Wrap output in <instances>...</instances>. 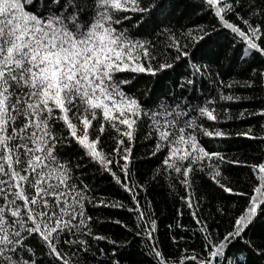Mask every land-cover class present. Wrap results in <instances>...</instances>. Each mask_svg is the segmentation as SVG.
<instances>
[{
	"label": "snow or ice",
	"instance_id": "snow-or-ice-1",
	"mask_svg": "<svg viewBox=\"0 0 264 264\" xmlns=\"http://www.w3.org/2000/svg\"><path fill=\"white\" fill-rule=\"evenodd\" d=\"M127 235L264 264V0H0V264H125Z\"/></svg>",
	"mask_w": 264,
	"mask_h": 264
},
{
	"label": "trees",
	"instance_id": "trees-1",
	"mask_svg": "<svg viewBox=\"0 0 264 264\" xmlns=\"http://www.w3.org/2000/svg\"><path fill=\"white\" fill-rule=\"evenodd\" d=\"M225 78L227 79V77ZM240 126L243 127L244 125H240ZM226 147L229 154L235 155L243 160L245 158H250L251 154H254V149L256 146L255 145L249 146L248 141L245 139H236L228 142ZM139 151L140 150H137V154H139ZM141 171H143L142 166H141ZM230 174L233 176L235 180L241 183L243 182L244 180L243 169L235 168V170ZM100 183L102 184V189H101L102 191L109 192L112 194H117L115 193L114 189L109 187L107 182H100ZM204 187L207 188V185H205ZM142 195H146L147 199L153 202V206L155 207L157 214L159 215L160 218L158 235L161 242L166 245L168 240L166 225L170 223V219L174 213L172 204L166 200V196H167L166 192L159 187H149L147 193ZM121 215H126V213H121ZM184 222L189 223L187 217H185ZM226 223H227L226 221H223L222 227L226 226ZM106 230L110 232L117 231L115 227H111V226L108 227ZM123 239L132 242L131 246L128 247L124 252L125 264H138V262L141 261L143 257L139 255V248L135 237L131 235H127ZM121 242H123V240H121ZM102 246L105 245H103L102 243ZM193 246H195V244H193Z\"/></svg>",
	"mask_w": 264,
	"mask_h": 264
}]
</instances>
